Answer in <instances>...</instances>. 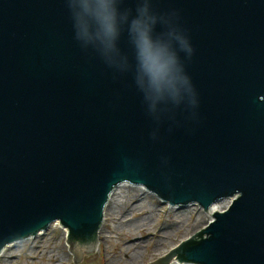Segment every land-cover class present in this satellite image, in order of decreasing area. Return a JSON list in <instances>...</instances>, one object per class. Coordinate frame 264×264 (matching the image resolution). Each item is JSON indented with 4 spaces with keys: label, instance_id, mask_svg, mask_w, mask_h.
<instances>
[{
    "label": "water",
    "instance_id": "95a60500",
    "mask_svg": "<svg viewBox=\"0 0 264 264\" xmlns=\"http://www.w3.org/2000/svg\"><path fill=\"white\" fill-rule=\"evenodd\" d=\"M124 182L231 201L149 264H264V0H0V252L78 264Z\"/></svg>",
    "mask_w": 264,
    "mask_h": 264
},
{
    "label": "rangeland",
    "instance_id": "374dc122",
    "mask_svg": "<svg viewBox=\"0 0 264 264\" xmlns=\"http://www.w3.org/2000/svg\"><path fill=\"white\" fill-rule=\"evenodd\" d=\"M122 190H124L122 197L119 199L116 193L114 201L105 208L108 212L105 215L104 211L97 251L84 254V259L78 264H131L125 260V255L115 262H112L110 258L115 253L117 245H122L128 238L126 234L128 223L140 221V218H145L144 222H139L144 224L145 228L134 227V233L137 238H142L144 241L141 247L144 254L138 258L137 264H149L157 260L178 246L181 241L201 230L212 219V214L196 204L172 207L144 187L128 183L122 187ZM121 203L126 206L125 223L113 222L111 212L116 211L114 206L117 208ZM114 227L118 228L119 235L112 233ZM161 228L169 229L170 236L165 243V249L151 254L150 250L154 247L156 239L153 235H157L156 231ZM107 236H110V239H107ZM10 245L12 246L8 249L9 252L0 256V264H75L73 254L66 243V233L59 223L41 231L36 236ZM168 264L178 263L173 261ZM180 264L196 263L182 262Z\"/></svg>",
    "mask_w": 264,
    "mask_h": 264
},
{
    "label": "bare ground",
    "instance_id": "6f19581e",
    "mask_svg": "<svg viewBox=\"0 0 264 264\" xmlns=\"http://www.w3.org/2000/svg\"><path fill=\"white\" fill-rule=\"evenodd\" d=\"M126 184H128L127 182H124V183H121L119 184L112 192L111 194V197L109 199V202L107 204L110 205V203H112L114 200V195L117 193L118 194V198L120 199L122 197V193L124 192V190H122V187H124ZM141 188H143L142 186H139ZM118 199V201H119ZM230 203V200L229 199H224L222 201H219V202H216L214 203L209 209H208V213L210 214H213L214 211H220L224 208H226V206ZM106 206V207H107ZM115 210L116 211H112L111 212V217H112V221L113 222H123L125 223V215L124 213L126 212V206L123 205L122 203L119 204V206H114ZM106 210V209H105ZM106 212L105 211V215H106ZM213 217V216H212ZM145 219V218H144ZM144 219L143 218H140L139 220L140 221H136V222H130L128 223V227H127V236L128 238H126L122 245H117L116 247V250H115V253L112 254V257L110 258V260L112 262H115L116 260L118 261L119 259L122 258V256H126L125 260L128 262V263H131V264H137V260L140 256H143V251H141V247H142V244H143V240L142 238H137L135 236V233H134V227L136 229H144L145 228V225L144 224H140L139 222H144ZM200 219V218H199ZM55 224H58V223H54L53 225ZM169 229H160L159 231H156L157 232V235H153V237H156L155 239V245L154 247L150 250V253L153 254V253H159L161 252L163 249H165V243H167V239L169 238L170 234H169ZM64 231L66 233V229L64 228ZM108 232V231H107ZM110 233V232H109ZM112 233H116L117 235H119L118 233V228L117 227H114V231ZM101 232L100 230L98 231V235H100ZM107 239H110V236H107ZM12 245H8L6 247H4V249L0 252V256L2 254H5V253H8L9 252V248L11 247ZM10 257V256H9ZM176 256H173L172 259H174ZM56 258V257H54Z\"/></svg>",
    "mask_w": 264,
    "mask_h": 264
},
{
    "label": "clouds",
    "instance_id": "9594fccd",
    "mask_svg": "<svg viewBox=\"0 0 264 264\" xmlns=\"http://www.w3.org/2000/svg\"><path fill=\"white\" fill-rule=\"evenodd\" d=\"M138 42H139V45L147 44V40L143 34H138Z\"/></svg>",
    "mask_w": 264,
    "mask_h": 264
}]
</instances>
